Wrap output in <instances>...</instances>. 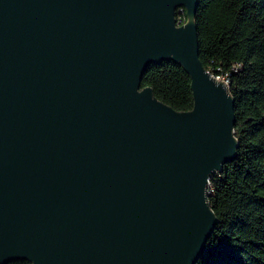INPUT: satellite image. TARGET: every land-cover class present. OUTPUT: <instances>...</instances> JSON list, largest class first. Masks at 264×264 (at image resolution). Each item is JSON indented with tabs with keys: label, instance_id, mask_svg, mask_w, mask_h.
<instances>
[{
	"label": "water",
	"instance_id": "1",
	"mask_svg": "<svg viewBox=\"0 0 264 264\" xmlns=\"http://www.w3.org/2000/svg\"><path fill=\"white\" fill-rule=\"evenodd\" d=\"M198 0H0V264H196L234 99L199 60ZM184 13L185 23L176 16ZM189 77L176 112L141 88Z\"/></svg>",
	"mask_w": 264,
	"mask_h": 264
},
{
	"label": "trees",
	"instance_id": "2",
	"mask_svg": "<svg viewBox=\"0 0 264 264\" xmlns=\"http://www.w3.org/2000/svg\"><path fill=\"white\" fill-rule=\"evenodd\" d=\"M195 24L202 66L234 99L238 141L237 159L209 181L218 222L196 264H264V0H198ZM147 87L176 112L193 107L189 77L172 62L149 66Z\"/></svg>",
	"mask_w": 264,
	"mask_h": 264
},
{
	"label": "rangeland",
	"instance_id": "3",
	"mask_svg": "<svg viewBox=\"0 0 264 264\" xmlns=\"http://www.w3.org/2000/svg\"><path fill=\"white\" fill-rule=\"evenodd\" d=\"M184 19H185L184 13H181V14L178 16V23H180V22H184Z\"/></svg>",
	"mask_w": 264,
	"mask_h": 264
},
{
	"label": "built area",
	"instance_id": "4",
	"mask_svg": "<svg viewBox=\"0 0 264 264\" xmlns=\"http://www.w3.org/2000/svg\"><path fill=\"white\" fill-rule=\"evenodd\" d=\"M212 77H213L214 79L219 80V81L222 82V77H223V75H218V76H213V75H212Z\"/></svg>",
	"mask_w": 264,
	"mask_h": 264
},
{
	"label": "bare ground",
	"instance_id": "5",
	"mask_svg": "<svg viewBox=\"0 0 264 264\" xmlns=\"http://www.w3.org/2000/svg\"><path fill=\"white\" fill-rule=\"evenodd\" d=\"M211 76H212V75H211ZM222 83H223L225 86H227L226 82H223V81H222ZM227 87H228V86H227ZM208 190H209V189H208ZM208 192H209V191H208Z\"/></svg>",
	"mask_w": 264,
	"mask_h": 264
}]
</instances>
